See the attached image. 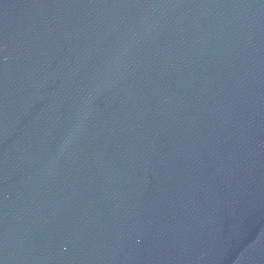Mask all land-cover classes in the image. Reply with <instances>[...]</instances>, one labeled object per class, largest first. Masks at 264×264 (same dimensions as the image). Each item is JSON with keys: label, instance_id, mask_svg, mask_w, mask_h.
Here are the masks:
<instances>
[{"label": "water", "instance_id": "1", "mask_svg": "<svg viewBox=\"0 0 264 264\" xmlns=\"http://www.w3.org/2000/svg\"><path fill=\"white\" fill-rule=\"evenodd\" d=\"M0 264H264V0H0Z\"/></svg>", "mask_w": 264, "mask_h": 264}]
</instances>
